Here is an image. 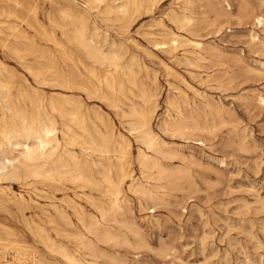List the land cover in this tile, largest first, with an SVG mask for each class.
Wrapping results in <instances>:
<instances>
[{"label": "rangeland", "instance_id": "374dc122", "mask_svg": "<svg viewBox=\"0 0 264 264\" xmlns=\"http://www.w3.org/2000/svg\"><path fill=\"white\" fill-rule=\"evenodd\" d=\"M20 1L34 6L44 27L61 36L50 19L58 18L66 0ZM106 2L92 10L88 33L95 21L98 39L106 37L109 44L114 43L103 49L118 55L122 71L116 81L123 86L111 89L105 83L107 67L73 45L68 44L60 55L54 44L22 21L24 17L32 20V13L17 9L13 15L0 16L4 23L0 24V59L15 80L26 77L35 84L24 66L46 71L50 80L58 78L61 70L78 68L105 97L88 99V106L113 121L115 134L130 140V178L124 185L118 223L113 225L119 240L97 243V263L264 264V104L258 99L264 96V27L255 26L249 18L237 19L242 5L264 14V0H229L235 15L231 21L218 19L203 2L195 3L193 33L178 29L170 19L171 11H182L183 0H165L151 14L134 21L119 13L102 14ZM8 24L18 26L14 36L24 33L22 65L2 46L3 40H14L12 34L8 36ZM169 31L202 42L207 50L204 59L194 58L188 46L172 54L157 49L154 42L167 40L164 33ZM143 88L157 96L151 127L162 142L156 151L146 150L157 165L144 175L137 160L144 145L138 135L130 134L136 118L123 104L128 99L141 103ZM43 89L48 95L62 92ZM114 100L121 101L120 108L111 107ZM144 186L153 198L135 192ZM0 187L12 197L26 198L21 205L0 204V257H5L0 261H13L20 253L16 264H31L39 258L44 264H55L54 254L30 229L44 219L41 207L52 211L49 201L23 182L5 181ZM93 196L98 197L95 192ZM80 203L88 215H98L91 204ZM76 254L87 256V251Z\"/></svg>", "mask_w": 264, "mask_h": 264}, {"label": "bare ground", "instance_id": "6f19581e", "mask_svg": "<svg viewBox=\"0 0 264 264\" xmlns=\"http://www.w3.org/2000/svg\"><path fill=\"white\" fill-rule=\"evenodd\" d=\"M163 1L66 0L65 7L58 9V18L50 19L52 26L60 30V37L54 30L48 31L44 27L37 17L36 8L28 1L26 5L20 0H0V16L13 15L17 9L32 13V20L24 17L22 21L34 28L37 35L54 44L60 55L69 45H73L107 67L105 83L111 89L119 84L116 76L122 68L117 54L104 51L103 47H113L114 43L109 44L106 37L102 41L98 39L100 33L95 21L92 32L88 33L92 10L106 2L102 14L119 13L134 21L141 15L151 14ZM201 2L218 19L231 21L235 17L229 0H183L181 12L171 11V21L178 29L193 33L196 27L191 24L194 20L191 11L195 3ZM243 18L251 19L255 26L264 27V14L246 5H242L237 16V19ZM6 28L8 36L18 30L16 24H8ZM164 34L167 40L154 42L157 49L172 54L178 47L188 46L194 58L204 59L202 54L207 50L202 42L185 39L170 31ZM23 39L21 30L13 41H2V46L15 56L20 65L23 63ZM24 67L33 76L35 84L26 77L15 80L14 74L0 59V183L18 181L23 182L25 187L33 185L41 192V197L49 201L48 206L52 211L41 207L45 217L30 229L40 244L54 254L55 264H98L97 243L108 244L119 240L113 225L118 223L116 215L123 209L124 185L130 178V140L123 134H115L111 124L113 121L110 123L98 109L88 106V99L105 97L99 96L100 89L90 85L88 78L78 68L67 72L61 70L58 78L50 80L45 76L46 71ZM165 67L172 71L171 67ZM89 73L94 74V71L90 70ZM183 82L188 86L185 80ZM47 87L63 93L48 95L43 89ZM156 97L143 88L141 103L131 99L123 103L136 118L130 134L138 135L144 145L145 150L139 149L137 157L143 175L157 165L146 150L156 151V147L162 144L151 127L157 108ZM258 99L264 104V96L259 95ZM120 103L114 100L111 107L120 108ZM177 125L175 123L174 127L179 129ZM197 142L203 144V141ZM94 192L98 197L93 196ZM135 192L153 198L152 192L145 186L138 187ZM58 194L64 197L58 199ZM25 200L22 196H10L4 187H0V204L7 205L14 201V204L21 205ZM82 201L91 204L98 215H88L80 203ZM80 250L87 251L89 259L78 256L76 252ZM39 259L31 264H44ZM16 260H21L20 253L13 261L2 260L0 264H16Z\"/></svg>", "mask_w": 264, "mask_h": 264}]
</instances>
